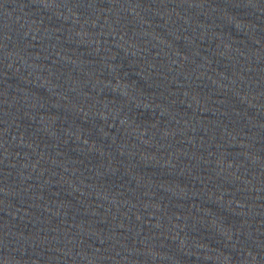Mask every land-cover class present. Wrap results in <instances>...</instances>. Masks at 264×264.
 Listing matches in <instances>:
<instances>
[{
  "label": "water",
  "instance_id": "obj_1",
  "mask_svg": "<svg viewBox=\"0 0 264 264\" xmlns=\"http://www.w3.org/2000/svg\"><path fill=\"white\" fill-rule=\"evenodd\" d=\"M0 264H264V0H0Z\"/></svg>",
  "mask_w": 264,
  "mask_h": 264
}]
</instances>
